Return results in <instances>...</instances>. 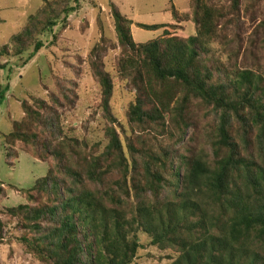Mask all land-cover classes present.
I'll use <instances>...</instances> for the list:
<instances>
[{
  "label": "trees",
  "instance_id": "1",
  "mask_svg": "<svg viewBox=\"0 0 264 264\" xmlns=\"http://www.w3.org/2000/svg\"><path fill=\"white\" fill-rule=\"evenodd\" d=\"M79 1H46L0 60L27 65ZM211 1L191 0L183 15L170 4L171 24H138L162 31L143 44L111 4L116 44L102 37L86 61L106 122L101 153L64 130L74 88L21 102L0 139L4 163L24 154L47 172L28 189L0 179V201L14 188L25 199L0 210V245L15 225L38 264H133L145 239L174 264H264V0ZM181 23L194 25L183 34ZM110 50L119 52L112 72ZM117 85L132 92L124 123L113 113Z\"/></svg>",
  "mask_w": 264,
  "mask_h": 264
},
{
  "label": "rangeland",
  "instance_id": "2",
  "mask_svg": "<svg viewBox=\"0 0 264 264\" xmlns=\"http://www.w3.org/2000/svg\"><path fill=\"white\" fill-rule=\"evenodd\" d=\"M53 0H0V47L11 45V38L24 31L31 16ZM191 0H80L75 13L67 19L62 33L43 38V47L25 66L17 58L0 60V139L11 129V122L22 117L21 102L31 97L47 100L50 93H57L60 86L74 88L77 102L72 110H65L62 117L67 134L84 142L93 152L101 153L107 144L104 128L106 125L99 109V87L94 82L86 65L90 51L104 37L110 45L116 44V34L112 17L111 4L122 15L132 21L131 35L135 42L146 43L158 39L162 31H147L138 27L143 25L171 24L174 6L179 15L191 13ZM214 4L229 6L225 0H212ZM75 6V5H74ZM258 13L264 14V4ZM248 22V21H247ZM249 23V22H248ZM245 24L243 39L251 37L250 24ZM177 24V23H175ZM173 24V25H175ZM193 23L176 25L180 32L187 34ZM102 28V29H101ZM109 45V46H110ZM118 50L104 54L106 71L112 72ZM75 84L72 86L71 84ZM112 100L113 113L124 123V113L131 101L129 88L117 85ZM116 126V125H115ZM191 131H189V134ZM188 134V135H189ZM4 147L0 148V179L18 189L32 187L37 179L46 175L47 166L31 157L21 154L14 168L4 163ZM14 188L8 190L0 201V210L25 204L23 195ZM6 219V217H3ZM12 225L3 231L4 243L0 245V264H38L18 243L21 228ZM10 229V230H9ZM143 250L133 264H172L175 257L170 252H161L142 240ZM174 264V263H173Z\"/></svg>",
  "mask_w": 264,
  "mask_h": 264
}]
</instances>
